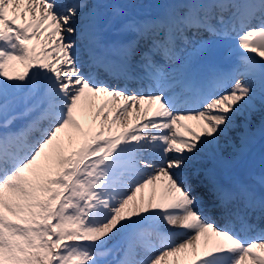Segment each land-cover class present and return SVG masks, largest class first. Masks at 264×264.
Returning a JSON list of instances; mask_svg holds the SVG:
<instances>
[{
    "label": "snow or ice",
    "instance_id": "1",
    "mask_svg": "<svg viewBox=\"0 0 264 264\" xmlns=\"http://www.w3.org/2000/svg\"><path fill=\"white\" fill-rule=\"evenodd\" d=\"M0 264H264V0H0Z\"/></svg>",
    "mask_w": 264,
    "mask_h": 264
}]
</instances>
